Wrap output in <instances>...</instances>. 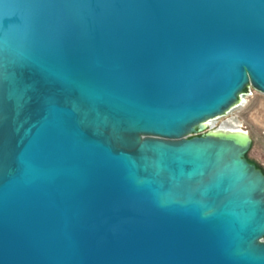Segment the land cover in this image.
<instances>
[{
	"label": "water",
	"instance_id": "obj_1",
	"mask_svg": "<svg viewBox=\"0 0 264 264\" xmlns=\"http://www.w3.org/2000/svg\"><path fill=\"white\" fill-rule=\"evenodd\" d=\"M249 86L264 0H0V264H264Z\"/></svg>",
	"mask_w": 264,
	"mask_h": 264
},
{
	"label": "rangeland",
	"instance_id": "obj_2",
	"mask_svg": "<svg viewBox=\"0 0 264 264\" xmlns=\"http://www.w3.org/2000/svg\"><path fill=\"white\" fill-rule=\"evenodd\" d=\"M232 116L241 120L242 128L246 129L251 137L246 155L264 171V93L252 86L247 87L243 105L215 118L206 129L219 127Z\"/></svg>",
	"mask_w": 264,
	"mask_h": 264
},
{
	"label": "bare ground",
	"instance_id": "obj_3",
	"mask_svg": "<svg viewBox=\"0 0 264 264\" xmlns=\"http://www.w3.org/2000/svg\"><path fill=\"white\" fill-rule=\"evenodd\" d=\"M242 122L237 116H232L224 121L221 124L219 129H228V130H240L242 128Z\"/></svg>",
	"mask_w": 264,
	"mask_h": 264
},
{
	"label": "built area",
	"instance_id": "obj_4",
	"mask_svg": "<svg viewBox=\"0 0 264 264\" xmlns=\"http://www.w3.org/2000/svg\"><path fill=\"white\" fill-rule=\"evenodd\" d=\"M245 94H246V91L242 94V98H241V101H240V103L237 105V106H235L234 108H238V107H240L241 105H243V103H244V101H245ZM234 108H232V109H234Z\"/></svg>",
	"mask_w": 264,
	"mask_h": 264
}]
</instances>
